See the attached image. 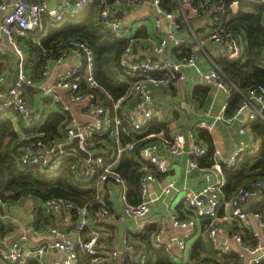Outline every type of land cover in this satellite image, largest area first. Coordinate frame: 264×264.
<instances>
[{
    "label": "built area",
    "instance_id": "obj_1",
    "mask_svg": "<svg viewBox=\"0 0 264 264\" xmlns=\"http://www.w3.org/2000/svg\"><path fill=\"white\" fill-rule=\"evenodd\" d=\"M95 0H58L50 7L45 0H10L9 3L0 1V33L10 44H15L19 36L27 31L40 28L41 18L46 16L51 22H59L64 16L74 18L82 13L85 8ZM178 9L170 11L163 8L160 0H100L99 20L105 29L114 37L124 41L127 33L126 26L117 16L114 15L115 8L121 4L129 7H136L144 3H150L155 10L154 26L159 28L162 20L167 22L168 32L164 38L153 44L151 50L157 56L155 60L132 59L130 45L124 41V48L120 56L121 66L133 77L128 89L118 100L112 102L111 107H105L96 94V91H104L93 77V56L91 49L82 41L71 39L66 44V49L55 59L63 61L67 55L74 54L76 63L57 76L50 85L42 86L41 92L50 101L59 106L60 111L68 115L64 134L60 141L47 145L41 141L37 134L27 141L18 140L19 162L21 165L34 166L47 173L55 172L67 151L74 153V162L71 169L74 174L94 182V196L83 205L76 206L71 201L61 197H51L41 203V208L46 214H60L61 212L74 213L76 216V238L73 240L67 229H58L54 226L48 228H37L34 233L38 236L51 234L52 241L36 247H27L24 243L14 239L8 245L0 249L1 264H27L30 258L41 260L56 249L62 253L61 259L56 264H79L78 253L84 255L88 264H100L101 255L98 252L97 244L100 233L88 224L87 215L89 211H96L101 217L107 218L111 215V207L105 197L99 194L98 187L109 183L118 188V199L122 206L124 215L132 220L142 219L149 210V204L158 199L161 195H167L174 190L172 183H166L160 189L159 194H152L149 186L151 183H159L158 174L168 172L167 160L157 154L160 145H164L170 155H178L183 152L182 141L174 136L170 141L151 140L144 142L138 148V154L142 159L140 166L141 176L139 177V197L137 204H129L126 197V183L123 176L118 172L119 158L124 153H131L134 148L135 138L124 128L130 127L134 132L139 133L149 122L160 117V110L149 107L154 90L164 88L174 82L177 75L185 69L197 71V47L196 43H187L185 38L179 35L183 25V8L187 7L195 14L200 15L211 12V0H176ZM264 6V0H252ZM224 13V6L215 5V12L211 14V31L208 35L209 42L220 48L219 60L233 58L239 55V49L235 45V34L221 18ZM169 42L175 46H185V50L177 58H166L162 54ZM20 53V50H17ZM45 74V72H43ZM3 72L0 73V112L11 110L21 117L35 118L34 113L29 109L25 100V86H35V81L20 68L17 79L8 87L3 85ZM199 82L204 86H214L220 90L225 101L221 107V113L216 120L231 122L237 116L243 114L244 125L239 133L249 132L250 140L255 137L249 129L250 123L256 119L264 120V84H257L249 88L243 96V101L236 108L231 116L224 115V109L230 96V88L225 84L217 62L212 63V68L207 73L199 75ZM238 92L239 90L233 86ZM58 92H63L64 98ZM109 98V96L104 93ZM70 103H85L89 118L79 120L70 112ZM128 106V107H127ZM59 111V112H60ZM213 122H200L197 128L211 130ZM121 132L129 137L126 144L121 143ZM192 139L191 144L185 150L189 156L188 169L201 172L204 176L208 173L214 176V180L204 185L198 192H189L185 195V201L190 208L191 215L187 220H180L173 217V224L182 229L179 237L172 236L169 242L174 241L180 250L185 248L186 240L191 236L195 224L198 221H208V236L210 242L217 243V232L214 227V220L218 211L223 207L231 209V218L237 222L247 220L248 212L246 205L249 201H257L261 198L263 183L261 180H252L246 187H238L233 194L226 199L222 194L224 178L221 172V164L235 166L245 153L250 152V146L237 147L226 161L218 162L214 156L218 154L213 150V163L209 167H201L198 158L207 152V148L194 141V134L189 133ZM77 138L78 148L87 153L84 158L74 149H62V146ZM106 139L111 145L109 152H97L98 142ZM151 168L153 170H151ZM4 201L0 197V215ZM251 215L263 223L261 213L258 210L251 211ZM141 234L144 230V223L137 228ZM254 243L243 242L241 233H234L233 240L239 244L237 259L241 264H259L263 255V246L259 234L253 232ZM153 241L157 245H164L160 233L154 234ZM116 251L111 252L115 257ZM144 263V256H141L138 264Z\"/></svg>",
    "mask_w": 264,
    "mask_h": 264
},
{
    "label": "crops",
    "instance_id": "obj_2",
    "mask_svg": "<svg viewBox=\"0 0 264 264\" xmlns=\"http://www.w3.org/2000/svg\"><path fill=\"white\" fill-rule=\"evenodd\" d=\"M0 1L10 2V0ZM45 1L50 7L58 2V0ZM69 2L73 3L74 1L69 0ZM115 13L119 14V16L116 15L117 18L127 28L124 41L130 45L132 59L155 60L157 56L151 48L153 44L167 34V22L162 20L159 28L154 26L156 14L154 7L148 2L136 7L121 4L115 8ZM2 14L0 13V17ZM182 19L183 25L179 35L185 38L188 44L196 43L198 45L197 71L185 69L177 75L172 84L154 90L149 105L151 108L160 110V117L155 121L163 127L160 133L152 136L154 140L170 141L174 136H178L184 149L178 155H170L164 145L159 146L157 154L167 160L168 172L166 174L156 173L159 183H151L149 189L152 194H159L163 185L172 183L174 190L151 202L148 213L144 218L132 220L127 218L122 211L118 199V188L109 183L100 185L98 187L99 194L106 198L111 207V215L104 218L96 211H89L87 215L88 224L100 233L97 244L98 252L101 255L100 264H138L143 254L144 245L137 228L142 223H144L142 233L144 234L146 229H150L148 235L150 243L157 247H163L173 264H241L237 259L240 246L233 240L232 235L236 232L241 233L240 230L242 229H244V243L252 244L249 243V240L252 238V242L254 241L253 232L259 234L263 246V255L259 264H264V221L262 223L261 220H256L250 213L259 210L260 206L264 205L262 196L257 201L251 200L247 203L246 211L249 210L247 211L249 215L244 222L233 220L229 207H223L218 211V216L213 222L217 232V243L214 245L210 242L208 236L209 222L205 220L198 221L195 224L183 250H180L174 241L169 242L172 236L179 237L182 233V229L173 224L172 218L187 220L191 215L190 208L185 201V195L189 192H198L200 188L214 180V176L210 173L204 176L199 171L188 169L189 156L185 150L192 142L189 133L192 131L194 141L207 148L206 143L200 137L201 132H206L211 138L214 150L218 151V154L214 156V159L218 162L226 161L237 147L249 145L251 149L248 153L255 152L259 147L257 138L250 140L248 131L239 133V129L245 122L242 118H237L231 122L214 121L221 113L225 96L214 86H204L199 82V75L211 70L212 63L217 62L220 55V48L209 42L207 38L212 28L211 12L200 15L185 14L183 8ZM33 31H27L19 36L15 44L7 42L3 34L0 33V57L5 58L2 71L4 87L12 84L11 81L17 68V61L25 60L28 55V40L30 39L36 43L39 41V37ZM18 49L20 53L17 52ZM184 50L185 46H175L172 42H169L162 56L177 58ZM76 61L74 54L67 55L61 62L48 59L43 71L45 74H42V79L36 82L34 87L41 88L50 85L57 76L72 67ZM20 68L30 76L28 68L25 66ZM196 86L207 89L202 102L193 97V90ZM58 93L64 98L63 92ZM45 100L48 102V108L51 112L59 113V106L53 104L42 92H32L31 110L34 113V119L30 116L27 118L21 117L13 111L7 114V117L10 118L16 128L18 140L27 141L38 134L35 125L41 117ZM70 112L81 121L89 118L85 103H70ZM213 121L214 125L211 130L196 127L200 122ZM97 145L101 146L96 148V151L103 153H108L111 146L106 139L98 142ZM65 156L74 157V153L67 151ZM137 161L141 166L142 159L140 155ZM151 170L153 169L151 168ZM41 203V200L31 197H25L13 203L4 202L2 215H0V249L6 247L14 239L24 243L27 247H36L52 241L53 236L49 233L42 236L35 234L34 230L37 228L54 226L58 229H67L73 240L76 238L75 214L61 212L60 214L49 215L43 211ZM156 233H160L164 245H157L153 241ZM112 251L117 252L115 257L111 256ZM61 257V252L51 249L50 253L43 256L41 260L30 258L27 264H56Z\"/></svg>",
    "mask_w": 264,
    "mask_h": 264
},
{
    "label": "trees",
    "instance_id": "obj_3",
    "mask_svg": "<svg viewBox=\"0 0 264 264\" xmlns=\"http://www.w3.org/2000/svg\"><path fill=\"white\" fill-rule=\"evenodd\" d=\"M213 1L224 6L221 18L235 34V45L240 51L237 57L217 61L225 77V84L230 88L224 115L231 116L243 101V96L249 88L264 84V6L252 0H211V14L215 12ZM160 4L166 10L178 9L176 0H160ZM100 7V0H95L78 16L74 18L64 16L59 22H51L43 16L40 29L33 31L39 37V41L36 43L29 39L27 42L28 55L25 57L24 66L30 70V77L35 82H39L42 79L46 61L56 59L66 49L69 40H80L91 49L93 77L109 98L102 91H96V94L105 107H111L112 102L124 95L133 77L120 64L124 41L114 38L101 24ZM184 11L185 14L192 13L187 7H184ZM4 64L5 58L0 57V72L3 71ZM206 92V88L196 86L193 97L202 102ZM43 105L41 117L35 125V130L40 134L36 138L50 145L62 138L68 115L62 112H51L46 100ZM10 113L11 110L0 112V197L2 200L13 203L25 197L41 201L51 197H61L76 206L91 200L95 192V179L85 181L77 177L70 167L74 162L73 157L68 156L63 159L59 168L53 173L20 164L17 149L18 135L13 122L7 117ZM124 128L135 138V144L131 153L120 156L117 170L125 179L127 202L137 204L140 200L138 183L141 176L137 161L138 148L144 142L154 140L152 136L160 133L163 127L153 120L140 133L134 132L126 125ZM249 129L259 141L258 149L252 153H245L235 166L221 164L224 178L222 194L226 199L236 188L246 187L250 181L258 179L263 183L261 196L264 200V120L254 119ZM200 135L207 145V152L198 158V162L201 167H209L213 163L214 147L206 132H201ZM120 136L122 144L130 141L124 132H121ZM258 211L264 221V205H261ZM150 231L146 229L144 234H140L144 245L143 264H173L163 247L150 243L148 239ZM240 232L242 237H245L244 229ZM249 241L254 243L252 238ZM78 258L79 264H88L87 258L80 252Z\"/></svg>",
    "mask_w": 264,
    "mask_h": 264
},
{
    "label": "water",
    "instance_id": "obj_4",
    "mask_svg": "<svg viewBox=\"0 0 264 264\" xmlns=\"http://www.w3.org/2000/svg\"><path fill=\"white\" fill-rule=\"evenodd\" d=\"M72 1H74V0H72ZM213 4H214V5H217V2H216V1H213ZM114 15H115V16H116V15L119 16L118 13H115ZM21 66H24V60L17 61V68H16V70H15V73H14V76H13V78H12L11 83H13V82L17 79L18 74H19V72H20V67H21ZM10 85H11V84H10ZM10 85H9V86H10ZM24 91H25V100H26V103H27L29 109H32V105H31V93H32V92H41V88H40V87H34V86H25V87H24ZM242 117H243V114H240V115L237 116V118H242ZM62 149H65V150H66V149H68V150H69V149H74L77 153H79V154H80L81 156H83L84 158H87V157H88V154H87V153L81 151V150L78 148V145H77V138H74V139L72 140L71 143L62 146ZM247 211H249V210H247Z\"/></svg>",
    "mask_w": 264,
    "mask_h": 264
}]
</instances>
